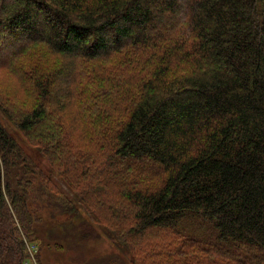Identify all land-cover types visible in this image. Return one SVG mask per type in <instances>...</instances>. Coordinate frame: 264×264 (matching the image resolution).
<instances>
[{
	"label": "trees",
	"instance_id": "trees-1",
	"mask_svg": "<svg viewBox=\"0 0 264 264\" xmlns=\"http://www.w3.org/2000/svg\"><path fill=\"white\" fill-rule=\"evenodd\" d=\"M6 53L51 173L0 122V264L95 225L102 264H264V0H0Z\"/></svg>",
	"mask_w": 264,
	"mask_h": 264
},
{
	"label": "rangeland",
	"instance_id": "rangeland-1",
	"mask_svg": "<svg viewBox=\"0 0 264 264\" xmlns=\"http://www.w3.org/2000/svg\"><path fill=\"white\" fill-rule=\"evenodd\" d=\"M29 50L30 52L28 54H25L23 58L19 59L20 63L28 65V62L32 60L37 63L48 61L50 66H53L56 65V63H59V59H61L58 55H52L49 49L43 45H33ZM8 55L9 53H6L0 58V65L7 61L5 59H9ZM6 66H8V64ZM42 66H45V64ZM52 70L53 68L51 67L50 73ZM71 81L70 78L60 80L58 85L56 84V91L64 93V91L67 90V87L71 84ZM24 83L25 82L20 80L12 70L7 69L2 65V67H0L1 103L6 102L7 104L5 103V105H9L11 108L15 105L20 106L23 109L30 108L33 105V101L36 100V96L31 94L29 88L28 90L25 88L23 85ZM1 108L0 122L3 126L12 133L15 138H17L20 144L36 160V162L45 169V171L51 173V168L46 160L37 150L33 149L26 142L15 124ZM51 175L57 185L61 186L62 189L67 190L66 186L62 184L61 176H59L58 173L53 172ZM58 221H60V219ZM94 228L101 234L98 238L93 232L88 239L70 236L69 238L67 237V242L64 244V247L60 249L57 248L56 241L48 238L43 239V241H30L25 238L26 252L28 256L24 259L23 264H28V261H30L29 264H36L34 262V257L30 254L29 248H31L34 255L37 256V264H102L103 261H105V263L108 262V257L112 256L111 254H113L116 249L112 246L113 244L99 226L95 225ZM3 235L4 234L1 233L0 244L3 243ZM39 260L42 261V263L39 262Z\"/></svg>",
	"mask_w": 264,
	"mask_h": 264
},
{
	"label": "built area",
	"instance_id": "built-area-1",
	"mask_svg": "<svg viewBox=\"0 0 264 264\" xmlns=\"http://www.w3.org/2000/svg\"><path fill=\"white\" fill-rule=\"evenodd\" d=\"M29 249H30V254L34 257V262L37 264V256L34 255V253H33V251H32L31 248H29ZM29 262H30V261H28V264H29ZM24 264H25V263H24Z\"/></svg>",
	"mask_w": 264,
	"mask_h": 264
}]
</instances>
